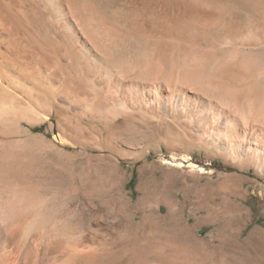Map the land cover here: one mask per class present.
<instances>
[{
	"label": "rangeland",
	"instance_id": "1",
	"mask_svg": "<svg viewBox=\"0 0 264 264\" xmlns=\"http://www.w3.org/2000/svg\"><path fill=\"white\" fill-rule=\"evenodd\" d=\"M255 42L246 29L229 58L264 60ZM149 84L142 105L122 86V114L40 93L39 121L2 154L22 202L67 213L90 251L128 246L130 264H264V161L244 150L246 131L223 96L204 108L194 89ZM255 139L263 150L264 126Z\"/></svg>",
	"mask_w": 264,
	"mask_h": 264
},
{
	"label": "bare ground",
	"instance_id": "2",
	"mask_svg": "<svg viewBox=\"0 0 264 264\" xmlns=\"http://www.w3.org/2000/svg\"><path fill=\"white\" fill-rule=\"evenodd\" d=\"M246 29L264 44V0H0V264H130L128 246L90 251L73 238L67 213L26 205L20 179L4 172L3 151L24 122L39 121L42 92L111 114L128 109L119 98L125 84L136 105L149 83L194 89L204 108L223 96L234 127L246 131L244 150L264 161L255 139L264 60L229 58Z\"/></svg>",
	"mask_w": 264,
	"mask_h": 264
}]
</instances>
